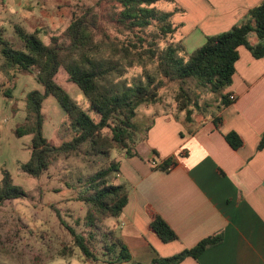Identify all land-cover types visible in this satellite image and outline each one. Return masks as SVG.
<instances>
[{
  "label": "trees",
  "instance_id": "1",
  "mask_svg": "<svg viewBox=\"0 0 264 264\" xmlns=\"http://www.w3.org/2000/svg\"><path fill=\"white\" fill-rule=\"evenodd\" d=\"M103 1L109 4L105 17L117 34L133 36L122 47L116 46L100 25L97 9ZM158 2L173 3V0H96L94 4L77 0L73 5L62 7L68 10L67 15L64 13L67 24L62 33L50 35L48 43L40 38V30L27 32L14 25V33L22 43L20 50L15 49L0 30V72L5 77L10 71L31 73L41 87V90H32L25 95L24 121L12 131L15 138H30L29 156L20 165V170L32 179H39L56 158L74 157L81 152L87 159L97 157L104 162L101 169L86 179L85 190L79 197L86 206L82 219L84 229L78 233L66 226L74 246L87 261L97 263L100 257L105 258L106 264H142L133 261L123 241L105 223L107 218L118 217L127 204L125 187L114 183L119 164L111 159L110 150L114 142L127 157L137 156L134 147L136 129L132 122L136 109L157 104L161 87L165 82L174 81L180 84L175 102L178 113L184 115L185 124L193 123L195 113H209L218 127L217 113L232 103L223 91L231 84L238 59L237 49L246 48L255 59L264 57V0L249 9L229 30L206 36L203 45L190 54L185 52L180 39L177 43L167 40L168 36L177 33L178 26L171 21L175 11L158 10L155 7ZM153 22H159L160 38L165 42L161 48L155 41L146 47L145 39L138 36ZM144 56L155 64L152 75L145 68ZM133 61L141 66L142 76L126 85L120 79L125 71L120 62L131 67ZM59 71L80 92L95 118L90 117L56 81ZM115 80H118L117 84H113ZM188 82L194 83L197 90L206 89L219 97L213 111L208 112L209 105H204L203 109L192 99V93L183 87ZM9 95L10 90L6 89L4 97ZM49 97L55 100L74 132L70 140L58 145L50 143L44 134L42 106ZM104 130L110 132V141L104 137ZM224 139L233 150L243 145L235 132L225 134ZM263 147L264 134L257 148ZM170 163L171 159H166L160 165L161 169ZM27 196L22 187L13 183L9 172L1 168L0 205ZM149 229L164 243L177 238L155 213L150 214ZM220 240V235L205 238L190 249L150 264H178L186 257L196 259Z\"/></svg>",
  "mask_w": 264,
  "mask_h": 264
},
{
  "label": "crops",
  "instance_id": "2",
  "mask_svg": "<svg viewBox=\"0 0 264 264\" xmlns=\"http://www.w3.org/2000/svg\"><path fill=\"white\" fill-rule=\"evenodd\" d=\"M50 1L0 0L2 35L20 22L43 33ZM262 1L173 0L183 14L171 21L181 28L178 40L184 48L195 43L190 54L206 36L229 30ZM237 52L231 84L223 91L232 103L217 113L218 127L209 113H195L191 125L183 114L156 115L135 142L137 156L123 151L115 158L114 183L125 187L128 200L120 215L105 223L135 262L150 264L220 235V242L198 258L178 264H264V147L257 148L264 134V57L255 59L244 47ZM229 132L243 141L238 150L225 141ZM168 158L171 169L165 171L160 165ZM151 213L165 221L176 240L164 243L150 231Z\"/></svg>",
  "mask_w": 264,
  "mask_h": 264
},
{
  "label": "rangeland",
  "instance_id": "3",
  "mask_svg": "<svg viewBox=\"0 0 264 264\" xmlns=\"http://www.w3.org/2000/svg\"><path fill=\"white\" fill-rule=\"evenodd\" d=\"M79 1V0H78ZM88 4H94L96 0H83ZM77 0H51L45 11V21L41 26L43 33L40 38L48 43V37L52 34H60L64 30L67 20L64 16L66 11L62 7L73 5ZM109 4L103 3L98 7L100 14V25L109 34L113 43L122 47L129 39L130 34H117L114 26L105 17ZM155 7L160 11H175L173 16L183 14L175 3L158 2ZM4 17V14L1 15ZM5 17H7L5 15ZM14 23L9 20V23ZM27 32L32 31L26 22L18 23ZM159 22H153L149 27L143 29L138 36L145 39V46L155 41L158 47H163L165 42L161 40ZM178 33L167 40L178 42ZM188 31V30H187ZM186 34V33H184ZM15 49L20 50L22 43L14 33L12 25L6 29L3 35ZM194 42H187L185 52L195 48ZM106 51L105 55L108 56ZM183 57H185L183 55ZM145 68L150 75L154 74L155 64L149 62L144 56ZM125 70L120 78L126 85L142 76V68L133 61L131 67L125 62H120ZM19 79V80H18ZM56 81L74 99L88 115L95 118L80 94V92L68 83L66 75L59 71ZM117 84L118 80L114 81ZM178 82H165L159 90L160 100L154 105H142L135 111L133 124L135 125L136 141L144 138L147 131L152 127L151 121L154 116L171 113L179 114L175 97L179 91ZM39 87L34 75L26 72L10 71L8 76L0 72V169H6L12 177L13 183L22 187L27 192V198L23 200H12L0 205V264H106L105 258H97L98 262L87 261L77 247L74 246L72 237L66 229L71 227L76 232L83 228L82 219L86 213V206L79 200L85 190L86 179L94 172L103 167V160L99 158L87 159L82 152L77 156L68 158L58 157L39 179H32L20 170V165L27 161L29 156L28 136L15 138L13 129L22 123L25 117V95ZM190 91L191 97L203 109L213 111L219 97L206 89H196L194 83L183 85ZM10 90V97H4V91ZM44 116V134L47 140L53 144H60L73 137L67 118L52 97L47 98L42 106ZM103 135L110 141L111 135L108 130ZM110 150L111 159L118 157L124 150L112 142ZM113 177V175H112ZM121 180L117 179L116 183Z\"/></svg>",
  "mask_w": 264,
  "mask_h": 264
},
{
  "label": "built area",
  "instance_id": "4",
  "mask_svg": "<svg viewBox=\"0 0 264 264\" xmlns=\"http://www.w3.org/2000/svg\"><path fill=\"white\" fill-rule=\"evenodd\" d=\"M182 155V154H181ZM150 165L152 166V167H157V166H159V165H157V163H155L154 161H151L150 162ZM170 169H171V166H167L164 170L165 171H170Z\"/></svg>",
  "mask_w": 264,
  "mask_h": 264
}]
</instances>
